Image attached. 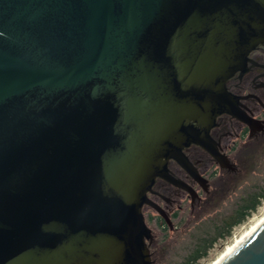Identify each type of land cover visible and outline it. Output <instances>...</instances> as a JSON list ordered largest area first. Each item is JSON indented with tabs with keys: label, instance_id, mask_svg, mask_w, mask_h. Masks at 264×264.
<instances>
[{
	"label": "water",
	"instance_id": "water-1",
	"mask_svg": "<svg viewBox=\"0 0 264 264\" xmlns=\"http://www.w3.org/2000/svg\"><path fill=\"white\" fill-rule=\"evenodd\" d=\"M264 0H0V264H152L142 207L233 112ZM250 126L253 122L244 119ZM222 264H264V223Z\"/></svg>",
	"mask_w": 264,
	"mask_h": 264
},
{
	"label": "flooded vegetation",
	"instance_id": "flooded-vegetation-1",
	"mask_svg": "<svg viewBox=\"0 0 264 264\" xmlns=\"http://www.w3.org/2000/svg\"><path fill=\"white\" fill-rule=\"evenodd\" d=\"M226 88L233 96V112L225 111L216 117L210 129V137L218 152L230 161L233 168L222 167L216 158L198 143L185 146L183 152L203 179V183L175 159L168 161L169 174L192 189L195 195L170 180L162 177L156 179L148 198L165 211L170 222L168 223L153 205L144 203L142 213L153 235L148 242L151 256L157 221H162L173 229L175 219L181 213L187 210L193 212L196 204L217 187L216 181L223 176L224 171L236 170L235 161H239L240 150L245 145L264 139V43L250 51L244 68L228 78ZM245 118L253 122L252 127Z\"/></svg>",
	"mask_w": 264,
	"mask_h": 264
},
{
	"label": "rangeland",
	"instance_id": "rangeland-1",
	"mask_svg": "<svg viewBox=\"0 0 264 264\" xmlns=\"http://www.w3.org/2000/svg\"><path fill=\"white\" fill-rule=\"evenodd\" d=\"M235 162L236 170L224 171L216 181L217 187L196 204L193 212L181 213L175 219L173 229L157 221L152 264H184L216 238L207 254L194 263L206 264L263 213L264 199L260 198L257 208L245 220L233 226L226 236H219L225 223L235 218L243 205L264 192V139L245 145L240 150L239 161Z\"/></svg>",
	"mask_w": 264,
	"mask_h": 264
},
{
	"label": "trees",
	"instance_id": "trees-1",
	"mask_svg": "<svg viewBox=\"0 0 264 264\" xmlns=\"http://www.w3.org/2000/svg\"><path fill=\"white\" fill-rule=\"evenodd\" d=\"M260 198L264 199V192L260 193L255 197V199L252 202L247 203L246 205H243L241 209L238 211L235 218H233L231 221H228L225 223V227H223V230L220 231L219 236H226L231 232V229L236 224L241 223L243 220L246 219L247 216L251 214L252 210H255L257 208V205L260 202ZM215 239H212L207 246L204 247L203 250L198 251L195 255L191 256L187 259V261L184 264H194L200 257L207 254L208 248L214 243Z\"/></svg>",
	"mask_w": 264,
	"mask_h": 264
},
{
	"label": "bare ground",
	"instance_id": "bare-ground-1",
	"mask_svg": "<svg viewBox=\"0 0 264 264\" xmlns=\"http://www.w3.org/2000/svg\"><path fill=\"white\" fill-rule=\"evenodd\" d=\"M264 223V211L254 218L249 225L228 242L222 252L206 264H222L254 231Z\"/></svg>",
	"mask_w": 264,
	"mask_h": 264
}]
</instances>
